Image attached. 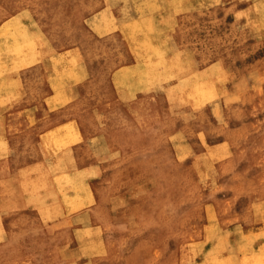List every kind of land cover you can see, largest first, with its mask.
Returning a JSON list of instances; mask_svg holds the SVG:
<instances>
[{"label":"rangeland","instance_id":"374dc122","mask_svg":"<svg viewBox=\"0 0 264 264\" xmlns=\"http://www.w3.org/2000/svg\"><path fill=\"white\" fill-rule=\"evenodd\" d=\"M107 2L124 26L100 36L86 19ZM0 8L29 9L61 49L78 44L93 60L81 83L88 94L66 108L93 137L81 138L82 164L94 154L100 163L92 173L68 167L75 180L60 175L53 189L48 175L21 183L37 207L6 213L0 234H59L61 246L80 248L81 264H264V0H0ZM177 13L176 27L168 14ZM34 38L13 18L0 28L1 60L36 53L35 41L24 45ZM134 53L139 60L113 75L124 102L112 73L121 54ZM64 134L65 146L80 140ZM8 188L0 182V199ZM56 198L55 207L38 203Z\"/></svg>","mask_w":264,"mask_h":264},{"label":"crops","instance_id":"0c3cea01","mask_svg":"<svg viewBox=\"0 0 264 264\" xmlns=\"http://www.w3.org/2000/svg\"><path fill=\"white\" fill-rule=\"evenodd\" d=\"M114 6L107 2L91 13L86 19L89 29L97 31L100 36L118 30L115 26L123 29L125 19L121 17L122 12L118 15L120 10H116ZM34 14L29 9L16 13L11 8H0V28L17 17L35 34L37 47L33 56L28 55L25 58L29 63L19 68H16L14 59H0V68L3 69L2 74L0 73V182L9 187L7 195H3V189L1 192L2 223L5 222L6 213L20 212L21 207L32 206L33 202L24 195L20 184L34 175L52 176L53 189L58 176L65 174L68 167L90 173L96 172L100 167L95 154L90 156L92 161L82 164L81 138L87 142L93 137L85 134L82 118L80 114H74V107L66 108L70 102L88 94V87H82L81 83L91 79L93 68L89 64L93 60L83 56L78 44H73L67 50L61 49L59 43L50 38L46 25L39 24ZM180 15L168 14L169 20L176 27L180 25ZM176 35L172 33L170 39L174 48L179 46ZM128 54H121L126 60L121 58L122 63L112 73V83L124 102L128 99L120 94L113 75L117 69L135 64L139 60L135 53L128 60ZM70 61L74 65H67L70 76H66V63ZM65 132H71L68 140L72 139V135L80 140L65 146L64 139L62 140ZM95 134L97 133H93L94 136ZM14 180L18 183V195L11 194ZM56 199H43L38 203H41V207H55L59 201ZM32 207L37 206L33 204ZM59 238V234H0V264H81L77 259L80 248L61 246ZM45 239H53L54 248L42 246ZM34 240L36 241L33 242Z\"/></svg>","mask_w":264,"mask_h":264},{"label":"bare ground","instance_id":"6f19581e","mask_svg":"<svg viewBox=\"0 0 264 264\" xmlns=\"http://www.w3.org/2000/svg\"><path fill=\"white\" fill-rule=\"evenodd\" d=\"M2 25V24H1ZM33 41H35L34 39H26L25 40V43H24V45L27 47V43L30 45V46H33L35 43H33ZM17 49L15 48V51H16ZM14 51V52H15ZM21 51V50H20ZM4 54V53H3ZM6 56V55H5ZM28 55H24V56H22L19 60H17V62L15 61V65H16V68H18V64H23V63H25V64H28L29 62L28 61H26V57H27ZM33 56V55H32ZM7 57V56H6ZM2 58V57H1ZM0 58V59H1ZM5 58V57H4ZM15 58V57H14ZM6 59V58H5ZM5 59H3V61L5 60ZM12 60V59H11ZM14 60H16V59H14ZM2 61V60H1ZM6 68V67H5ZM14 68V67H13ZM0 69H2V68H0ZM7 69V68H6ZM126 69V68H125ZM3 70V69H2ZM10 71V70H9ZM1 74H2V72H0ZM68 128H69V126H67ZM74 128V127H73ZM70 129V128H69ZM69 135H71V132L70 133H68ZM52 135H53V133H52ZM49 136V135H48ZM73 136H76V135H72V137ZM64 138H65V134H64ZM64 138H62V139H64ZM52 139V138H51ZM55 139V138H54ZM62 142V141H61ZM84 172H86V171H84ZM62 179L64 180V181H66V182H71V181H74L75 180V175L74 174H71V173H67V174H63L62 175ZM84 181H86L85 179H83Z\"/></svg>","mask_w":264,"mask_h":264}]
</instances>
